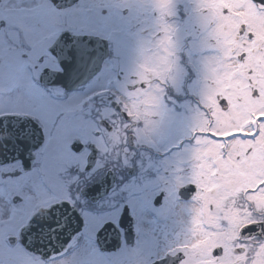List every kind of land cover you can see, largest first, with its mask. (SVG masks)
I'll list each match as a JSON object with an SVG mask.
<instances>
[{
    "label": "snow or ice",
    "instance_id": "6c2138e0",
    "mask_svg": "<svg viewBox=\"0 0 264 264\" xmlns=\"http://www.w3.org/2000/svg\"><path fill=\"white\" fill-rule=\"evenodd\" d=\"M0 264H264V0H0Z\"/></svg>",
    "mask_w": 264,
    "mask_h": 264
},
{
    "label": "flooded vegetation",
    "instance_id": "af4514ba",
    "mask_svg": "<svg viewBox=\"0 0 264 264\" xmlns=\"http://www.w3.org/2000/svg\"><path fill=\"white\" fill-rule=\"evenodd\" d=\"M107 179L110 181L111 180V177H108Z\"/></svg>",
    "mask_w": 264,
    "mask_h": 264
}]
</instances>
